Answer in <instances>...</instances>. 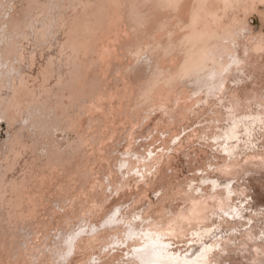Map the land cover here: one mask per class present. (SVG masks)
I'll use <instances>...</instances> for the list:
<instances>
[{
    "label": "bare ground",
    "instance_id": "obj_1",
    "mask_svg": "<svg viewBox=\"0 0 264 264\" xmlns=\"http://www.w3.org/2000/svg\"><path fill=\"white\" fill-rule=\"evenodd\" d=\"M261 1L7 0L10 7L0 6V264L6 255V264H140L132 249L147 242L141 231L153 239L159 234L171 252L197 264H231L234 252L264 264V184L250 176L239 186L222 180L264 167V143H257L258 134L264 138V82L243 88L246 76L251 84L263 79L257 80L264 32L247 19ZM257 57L262 61L253 65ZM36 62L35 71L23 68ZM203 120L209 131L201 145L209 151L199 149L207 160L196 164L199 158L184 152L192 174L175 186L165 179L176 167L172 154L184 151L183 138L160 154L165 166L150 171L144 162L145 171L134 172L136 160H145L133 149L139 128L173 138L180 126ZM108 186L123 192L113 198ZM126 187L144 202L150 230L123 214ZM174 195L183 205L167 207ZM46 206L50 223L36 234L26 218ZM217 231L223 233L217 240L208 236ZM202 248L200 260L195 254Z\"/></svg>",
    "mask_w": 264,
    "mask_h": 264
},
{
    "label": "rangeland",
    "instance_id": "obj_2",
    "mask_svg": "<svg viewBox=\"0 0 264 264\" xmlns=\"http://www.w3.org/2000/svg\"><path fill=\"white\" fill-rule=\"evenodd\" d=\"M256 8H255L256 9L255 11L254 10H251L250 13L247 14V19H248V22H249L250 26L253 28V30L257 31V29H261V31L264 32V1L262 0L260 3H257L256 4ZM261 18H263V19H261ZM256 60H258V61H256ZM256 60H254V62L252 61L253 65L254 64H257L258 65L259 64V61H262L260 59V57H257ZM23 65H24L23 68H25L26 70L35 71L37 69L38 65H39V62H36V64H29V63L25 64L24 63ZM263 66L264 65L262 63L259 64V70H258V72H259L258 73L259 74V78L257 79V80H259L260 78L261 79L263 78L262 81L260 80L257 84H251V79L246 76L244 78L245 81L243 82V88H244V90L245 89L246 90H249L253 85L255 87H259V86H261L263 84V82H264L263 81L264 80V69L262 68ZM260 68H262V70ZM260 70L263 71V73ZM109 80L110 79L107 78V81H109ZM36 81L38 82V80H36ZM230 83H231V81H230ZM252 106L254 107V105H252ZM209 110L210 109L207 110L208 113H209ZM208 113H206V114H208ZM155 119L156 118L154 117L153 120H155ZM226 122L227 121L225 119H223L222 124H224V123L226 124ZM208 124H209L208 122H206L205 120H203V121H200V122H194L193 124L187 125L186 127L180 126V130L178 132V135L175 136V137H173V138H170L169 137V133L168 132H157L155 129H151V131H149V129H147V127H143V128L141 127V128H139V126H137V128L135 129V131H137L138 128L139 129H138L137 135H136V137H135V139L133 141V149H134L135 153L136 152H139L140 154L142 153L143 156L145 157V160H142L140 162H137V160H136V165H135V168H134V172H137V170L139 168H141V171H145V168H146L145 166L146 165L143 166V163L144 162H146L148 165H150V166L147 165L148 167H151L152 168V169L150 168V171L151 170H154V168L156 166H159V165L164 164L165 163L164 160H165L166 157H164V156H161L160 157V154L161 153H163V154L164 153H169V152L172 151L171 148L168 149V147L165 149L164 148V145L165 144L169 145L170 144V141H172L171 144L174 145V144H176L179 141L180 138H183V143H182L183 144V147H182V149L184 151L183 152L182 151H176V152H174V154H172L174 156L176 155V157L174 159V165L176 167H174L173 169L168 168L166 170L167 176L165 177V179H168L169 181H171L174 186L177 185L180 181H182V179L185 176H187V174L190 175V174L193 173L192 172L193 170H188V167H187V165H188L187 164L188 155H185L184 152L191 151V154L190 155L192 157L197 156L200 161L198 160L197 162H195L196 164H199L201 161L207 160L206 159V157H207L206 152H204L202 150L207 149L209 151V149L206 146H204V145L202 146L201 143H205L206 142L207 136H205L204 133L208 132L209 131V128H208V126L207 127H204V126L205 125H208ZM214 124L217 125V123H214ZM0 125H1L0 126V132L1 133H5V129H4L5 128V124H4V121L3 120H1ZM198 127H201L200 131H198L194 135H192V134L191 135H187V134L191 133L194 128H198ZM215 129H218V128H215ZM222 130L223 129H221L219 131L221 132ZM73 135H74V133H71L70 132L69 135L68 134H65L63 137H65V140H70L73 137ZM56 137L57 138H61V132L59 130L56 131ZM258 137L259 138L257 140V143H259V144L260 143H264V138H261L259 134H258ZM2 138H4V136H0V139H2ZM123 140H124V138L122 137L121 139H119V141L114 142L113 145H111V147L114 146V149L113 148L111 149V147L108 146L109 148L106 150L107 154H109V155L113 154V152H115V147H118V146L122 145V143L125 141V140L124 141ZM209 140L210 141H214V139H212V138H210ZM199 148L202 149V150H200ZM194 149L195 150L198 149L197 150V155H195ZM259 149L260 150L261 149H264V147L261 146V147H259ZM153 158H156V159H153ZM158 158H160V159L158 160ZM139 163L142 164L141 167H139ZM205 165H206V167H207V169H208V171H209L210 174L211 173L213 174V172H216L217 171L215 169V166H208V164H205ZM164 166H165V164H164ZM251 167H253V165H251ZM197 170H198L197 168L194 169V171L197 174H200L201 172L200 171H197ZM8 171H10V172H15L16 171L15 173H17V171L20 172L19 169H17V170L9 169ZM150 171H146V174L147 175H150L151 174ZM134 172H133V175H134ZM263 174H264V167L262 165L260 167L259 171H254L252 173L251 172H249V173H243L242 172L241 173V176L235 175L234 178L232 177V175H229L228 178L231 179V180H226L224 178H222V180L225 181V182H228L229 185L235 184L236 186H239L238 184L241 183V182L248 183V180L247 179L250 176V178L252 177L250 179L252 183L254 182L255 185L256 184L261 185V184H264L263 183L264 182V178L262 177ZM95 176H96V174L90 175V179H94ZM136 176L140 177L141 176V173L136 174ZM220 177H221V175H220ZM162 183H164V181H162ZM207 183L208 182H206V184ZM133 189L136 190L135 188H133ZM261 189L262 190H260V191H264V185L261 186ZM125 191H126L125 197H127L128 199L121 205L123 214L125 216L131 214L132 215L131 218L133 216L135 218L138 217V219H136V221L137 222L140 221L139 224L142 225V226H144L143 229L150 230V225H151L150 224L151 223L150 218L149 217L145 218V215L142 216V210H141L140 204L141 203H144V202H142V200H140V199L137 200V201H134V198H133L134 197V194H131L130 193L131 190L128 187H126V190ZM106 192L109 193V194H111V197L118 198V194L119 193L121 194L123 192V190H120L119 192H116L115 190H112V188L108 186L107 189H106ZM151 193H152L151 191L148 192V197L151 196V197L155 198L154 197V194L153 193L151 194ZM173 197H174V199H173ZM179 197H180V195H174L172 197H168L165 200L166 206L168 205L167 207H169V206L174 205L176 203H181L180 206H182L183 205V203H182L183 201ZM253 198L254 197L251 198V202L252 203H255L256 200L253 199ZM259 198H261V194H259ZM237 200H238V202H240L241 198H238ZM51 203H53V202H51ZM242 203H243V205L244 204H247V201L244 200V201H242ZM137 205H139V206H137ZM47 208H49V207L46 206L44 208V212H43V209H41V208L38 209L39 212L38 211H37V213L35 212L36 219H35V217H34L33 220H30V219L26 218L28 221H34L32 223V225H33V227H37V229H36V232L37 233L34 230H32V231L34 233H36V234H41L44 230H46V228L44 226H46V225H48V223H50L51 215L47 213V211L49 210ZM248 211L249 210H247L246 212H248ZM58 216L61 217V218L65 217L64 213H60V215L57 214L56 217H58ZM135 218H133V219H135ZM36 220L37 221L40 220V221L38 223H36L37 222ZM48 220H49V222H48ZM261 221H262V223H264V219H262ZM46 222H47V224H46ZM123 225H126V224H123ZM263 226H264V224H263ZM219 232L220 231H217V235H211L209 233L208 236L211 237V238H213V240H217L223 234V233L220 234ZM254 232H257V229H254ZM53 233H54V230L51 229L50 232H49V234H50L49 236L53 235ZM34 240L37 241L36 238ZM31 241H33V240L32 239L29 240V242H31ZM178 243H180V242H178ZM30 246H32V244ZM40 246H42V244ZM0 248H2L1 243H0ZM181 250H183V249H181ZM190 250L189 249L188 250H184L181 253H184V252H187L188 253ZM0 251L1 252L3 251L2 253H4V249L3 248ZM227 252L225 251L224 254H226ZM6 256L8 258L10 257L9 255H6ZM7 257H4L3 258V264H6L5 263V260H6ZM233 257H235V258H233ZM238 257L242 261H240V259ZM248 257H249V254L246 253V252H245V256H243L242 253L234 252V254L232 256L231 264H235V263L236 264H241V263L242 264H245V263L246 264H250V260H249ZM234 259L235 260L237 259L238 261L237 260L235 261ZM113 263L116 264L117 261H114Z\"/></svg>",
    "mask_w": 264,
    "mask_h": 264
},
{
    "label": "snow or ice",
    "instance_id": "obj_3",
    "mask_svg": "<svg viewBox=\"0 0 264 264\" xmlns=\"http://www.w3.org/2000/svg\"><path fill=\"white\" fill-rule=\"evenodd\" d=\"M172 0H169L171 4ZM0 6L3 7H10L7 3V0H0ZM135 219H138L136 217ZM79 233H77L78 235ZM133 232L131 228H129L128 236L132 238ZM141 236L145 238L147 241L144 243L140 248H133L132 252L140 258V264H197L196 259H188L183 260L178 253L171 252L172 244L171 243H164L162 241V237L157 234L155 238H151V234L141 231ZM197 235L193 233V236ZM72 238L69 237L66 243L71 245ZM206 248H202L199 253L195 254L197 259L203 260L205 258ZM127 255V253L125 254ZM188 253L185 252V256ZM125 264H132L131 261H125Z\"/></svg>",
    "mask_w": 264,
    "mask_h": 264
}]
</instances>
